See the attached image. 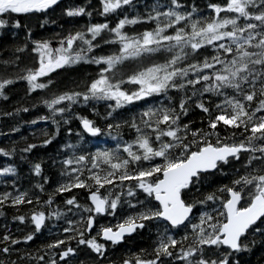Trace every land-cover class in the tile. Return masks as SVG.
I'll list each match as a JSON object with an SVG mask.
<instances>
[{
    "label": "trees",
    "instance_id": "1",
    "mask_svg": "<svg viewBox=\"0 0 264 264\" xmlns=\"http://www.w3.org/2000/svg\"><path fill=\"white\" fill-rule=\"evenodd\" d=\"M256 3L258 5L260 0H256ZM210 5L226 7V0H176V4L173 0H131L130 4L122 5L121 8L107 14L103 13V0H64L54 9L41 14L0 15V19L8 21L5 27L0 28V82L13 80V83L3 89V95H0V150H2L0 151V198L4 194H10L9 199L0 204V213H2L0 215V264H52L53 259L56 264L71 262H73L71 264L78 262V264H125V261L134 262L136 258L156 260V249L161 240L168 236L179 240L177 247L170 249L173 252L172 257L162 255L157 260V264H187L186 261L176 259V255L181 248L187 249L196 241L198 229L194 230V226L211 231L208 223L225 221V216L221 213L224 212L223 203L228 199L226 189H243L245 196L248 197L247 192L252 186L237 185L234 182L245 176L251 178L264 175V154L260 152H243L240 154V159H230L228 163L219 164L214 173L201 174L195 184L185 189L182 198L185 202L193 204L194 210L184 226L172 228L160 218L137 221V223H143L144 227L136 229L122 244H104L100 240L98 229L105 227L107 223L99 222L97 219L105 218L106 215L109 218L108 222L118 225L129 217H136L149 209L153 211L159 209L153 197H149L139 189L135 180L119 181L118 176L125 169L117 171L116 176L113 177L114 183L100 188L98 193L109 201L119 197L116 210L112 212L108 209L104 216L95 215L93 211H84L85 208H92L90 195L97 187L93 181L88 180L89 176L93 173L104 176L109 171H116L111 168V163L130 159L128 153L124 151L128 145H132V150L137 154H142L143 150L135 143L137 137L142 134L150 138L153 147L160 146L161 142L155 140L156 133L148 128L145 122H150L155 127V121L164 111L174 109L177 114H180L179 125H187L190 130L186 133L187 138L184 142L189 143L193 139L199 141L201 133L213 132L209 128V123L220 114L216 105L223 104L225 99L223 95L203 92L206 82H201L195 87L186 86L183 89L169 87L160 93H153L139 100L134 99L131 103H123L120 107L116 106L115 100L110 99L90 98L85 101L83 96L91 95L89 88L93 82L101 78V75L107 76L114 84L125 81L120 85L121 90L131 94L138 91L140 85L127 82L130 76L155 65H165L174 55L183 56L179 46L174 47L172 51L167 50L174 42H165L158 51L126 59L110 71H104L108 68L107 64L93 61L101 57L120 55L122 48L119 37L111 29L116 28L121 20L135 19L138 22L126 24L121 33L129 38H140L144 32L154 31L158 26L165 27L170 20L174 19L164 15H160L157 19H150V17H156L157 13L168 11H176L186 16L191 13V16L175 24L174 27H167L165 35H174L175 31L181 27L185 29V32L190 33L191 24L197 21L199 25H204L214 18L239 17L238 13L228 12H221L217 17L214 8ZM80 8L84 9L81 15L67 14L69 11ZM249 11L253 15L259 14V9L255 6L250 7ZM17 21H19V27H15ZM248 22L243 17L238 18V23L241 25ZM251 22L259 23L254 20ZM101 24H107L108 28L93 40L88 29ZM230 28L231 26L225 30ZM76 33L83 34L84 40L91 41L93 45L91 49L89 50V45L84 40H77L73 48L67 50V54L75 56L79 53L82 59L38 78L37 82L45 83L47 87L32 90L23 77L27 76L30 70L37 69L38 60L41 57L40 51L37 50L38 44L47 42L54 55H58L57 49L66 48V44L62 45L61 41H65L67 37ZM217 43L228 45L231 42L225 40ZM184 51L188 55L173 67L188 68L191 64L202 65L205 59L213 63L212 58L216 55L225 62L232 58L218 49L216 44H205L196 51L189 47ZM221 67L220 64H216L214 69H204L200 74L211 75ZM169 70L172 69L169 68ZM23 72L25 74H22ZM195 78L196 73L189 69L188 76L177 77L176 82L186 83L187 80ZM260 87L259 82L256 83L255 89L244 85L245 91L255 90L257 93ZM223 91L229 97L236 95L232 89ZM76 93L81 95L76 96L74 101L65 100L58 105H53L52 108H49L46 103L60 95ZM237 98L242 99V96ZM262 98L264 97L258 94L250 104L245 102L249 105V111L258 106V101ZM182 102H184L186 114L181 113ZM198 103L208 107L209 112H204L197 107ZM60 108H64L65 111L59 112ZM145 113H155V115L145 116ZM256 115L259 116L261 113ZM83 119L89 120L94 127L99 128V134L87 135L81 127ZM159 127L167 130L164 124H160ZM137 128L141 131L138 132ZM193 131L198 133L195 138L191 135ZM215 133H218L222 143L228 144L237 143L250 135L243 128H232L222 123L218 124ZM181 135L185 133L181 132ZM170 139L162 137V141L165 142ZM207 139L215 145L217 135H208ZM259 145L260 142L257 141L256 146ZM200 146H203L202 143L192 144L191 150L195 151ZM179 152L180 149H173L172 155L176 156ZM103 153L110 155V162H105ZM253 155L261 159L252 160L249 163ZM80 156H84L85 160L77 163ZM69 160L73 161L71 165L67 164ZM93 163L97 165L96 168L92 167ZM163 163V158L156 157L150 161L141 160L130 163L126 170L130 174H135L140 169H148ZM36 164L41 166L39 174L35 171ZM6 169H12V171L9 172ZM72 169L78 171L73 172ZM76 176L87 181L90 188L58 191L61 186L74 182ZM129 188H132L135 195H128ZM20 194H26V200L30 199L32 203L13 204L12 199ZM209 195H214L215 199L207 200ZM73 197L76 204L68 205L66 201ZM49 200L51 203H48ZM77 204L79 207L76 206ZM39 212H44L45 221L40 230L36 231L31 216ZM88 215L92 216L96 223L90 232L85 233V239L94 237L98 243L103 244V254L96 253L87 245L77 244L80 238L78 233L86 228ZM207 215L212 216L213 219L201 224L202 217L206 218ZM20 216L25 217L23 222L17 219ZM66 228H71L72 231L65 232ZM29 235L33 236L32 240H26ZM4 236H9L10 239L5 241ZM70 237H76V239H70ZM12 240H17L19 243L13 244ZM58 240H66L68 243L59 248H49V245ZM67 246L74 248L75 254L61 260L59 254ZM4 248H8L9 251L4 252ZM201 248L202 252H198L196 257L191 259L219 261L227 256L228 264H264V219L251 227L242 237L241 250L237 252H231L221 246L205 245ZM41 256L43 260L39 259Z\"/></svg>",
    "mask_w": 264,
    "mask_h": 264
},
{
    "label": "snow or ice",
    "instance_id": "2",
    "mask_svg": "<svg viewBox=\"0 0 264 264\" xmlns=\"http://www.w3.org/2000/svg\"><path fill=\"white\" fill-rule=\"evenodd\" d=\"M57 3L58 0H0V15L41 12ZM130 3L131 0H103V13L107 14L121 8L122 5H128ZM173 3L176 4V0H173ZM252 6L259 9V14L253 15L249 11ZM210 7L214 8L217 17H219L221 12L238 13L239 17H243L249 22L241 25L238 23L239 17L214 18L204 25H199L198 21L193 22L190 33L185 32V29L181 27L175 31L174 35H165L164 33L167 27H174L175 24H179L191 16V13L186 16L176 11H168L165 13H157L156 17H150V19H157L160 15H164L174 18L165 27L158 26L154 31H146L140 38H129L123 35L121 30L126 24H135L138 21L135 19H124L119 22L116 28L111 29L122 43L120 55L101 57L93 61L95 63L107 64L108 68L104 69V71H110L126 59L137 58L143 53L158 51L165 42H174L167 49L168 51H172L174 47L179 46L180 52L183 53V56L179 54L174 55L165 65H155L130 76L127 82L140 85L139 90L131 94L121 90L120 85L125 81H118L114 84L110 82L107 76L101 75L100 79L91 84L89 88L91 95L85 94L83 96L85 101L90 98L110 99L115 100L116 106L120 107L123 103H131L134 99L139 100L153 93H160L169 87L183 89L186 86L195 87V85L201 82H206L203 92H213L225 97L223 104L216 105L220 110V114L216 115L209 123V128L213 132L208 134L201 133V139L199 141L193 139V141L185 143L184 141L187 138L186 133L190 131L188 126L179 125L180 114H177L174 109L164 111L162 116L155 121V127H153L152 123L145 122L146 126L156 133L155 140L161 142L158 148L153 147L150 138L142 134L135 141L139 148L143 150L142 154H137L132 150V145H128L124 148V151L128 153L130 159H124L118 163H111V168L116 171H109L104 176L93 173L88 177V180L93 181L97 186L96 190L92 191L90 195L96 213H104L108 209H111L112 212L116 210L119 197L109 201L108 198H102L98 193L100 188L114 183L113 177L121 169H125V171L118 176L120 182L135 180L139 189L149 197H154L159 202V209L155 211L149 209L136 217H129L123 223L118 224L115 231L111 227L103 228V238L111 241L113 244L119 243L126 234H131L137 228L144 227L143 223H137V221L163 218L170 222V225L174 228L184 225L185 221L189 219L194 205L186 203L182 199V193L199 180L201 173L216 169L221 162L228 163L230 157L237 160L240 159L242 152H260L264 154V98L259 99L258 106L251 111H249V105L245 103L249 102L250 104L258 94L264 97V0H260L258 5L256 0H226V7L217 5H210ZM83 13L84 9L80 8L75 11H69L67 14L74 16ZM252 20L258 21L259 23H253L251 22ZM7 23V20L0 19V28L5 27ZM19 26V21H17L15 27ZM229 26H231L230 30H225L229 29ZM107 28V24H101L89 28L88 31L92 34V39L95 40ZM77 40H84L83 34L76 33L75 35L67 37L65 41H61L62 45L66 44V48L61 47L57 49L56 52L59 53L58 55H54L53 50L47 42L38 44L37 50L41 53L39 67L34 71L30 70L29 74L23 77V79L28 81L32 90L47 87L45 83H38V78L47 76L58 68L75 64L82 59L79 53L75 56L67 54V50L72 49ZM225 40L231 43L228 45L225 43H217ZM84 42L89 45L90 50L93 46L91 41L84 40ZM205 44H216L218 49L232 58L225 62L219 55H216L212 58L213 63H209L205 59L202 65L191 64L188 68L173 67L179 60L188 55L184 51L185 48L190 47L191 50L196 51L205 46ZM216 64L222 66L220 70L212 72L211 75L200 74L204 69H214ZM169 68L172 70L170 71ZM189 69L194 70L196 78L189 79L186 83H177L176 78L188 76ZM257 82L261 85L259 93L255 90L245 91L244 85H249L252 89H255ZM11 83H13L12 80H3L0 82V95H3V89ZM224 89H232L236 95L229 97L223 91ZM79 95L81 94L60 95L51 102L46 103H48L49 108H52L53 105H58L65 100L74 101L75 97ZM237 96H242V99H238ZM197 107L201 108L204 112H209V108L203 103H198ZM180 109L182 114H186L184 102L181 103ZM58 111L64 112L65 109L60 108ZM257 113H261V115L257 116ZM144 115L151 116L155 115V113H145ZM82 123L83 127L92 135L95 136L100 132V129L93 127L89 120L83 119ZM220 123L232 128H243L250 135L245 136L243 140L237 143H222L218 133H215ZM160 124L166 125L167 130L160 128ZM133 126L135 127V125ZM137 131L140 132L141 130L137 128ZM181 132H184L185 135H181ZM212 134L217 135L215 145L207 139V136ZM191 135L195 138L198 133L193 131ZM162 137L171 139L165 142L162 141ZM257 141L260 142L259 146H256ZM198 143H202L203 146L198 147L195 151L191 150L192 144ZM173 149H180L179 154L173 156ZM102 155L104 156L105 162H110L111 158L108 153H103ZM156 157L163 158L164 163L162 165H154L148 169H140L135 174H130L126 170L130 163L141 160L150 161ZM257 159H261V157L253 155L249 163ZM84 160L85 157L80 156L77 163ZM72 163V160L67 161L68 165ZM92 167L96 168L97 165L93 163ZM6 171L10 172L12 169H6ZM35 171L37 174L40 173V164L35 165ZM72 171L76 172L78 170L72 169ZM234 183L237 185L252 186L247 192V196L249 197L247 205L238 206L245 196L243 189L236 190L234 188H227L226 190L230 194V199L223 203V208L226 211L221 213V215L225 216L226 222L208 223L213 217L210 215H207L206 218L202 217L201 224L208 223V228L211 231H207L200 226H194V230L198 229L196 241L187 249L181 248L179 254L175 257L176 259L186 261L187 264H228L227 256L219 261H208L203 258L193 260L191 258L196 257L198 252H202L201 246L205 245H225L236 251L241 250V237L253 225H256L258 220L264 219V175L252 176L251 178L246 176L241 177L240 180ZM72 188H90V185L87 181L80 179V176H76L74 182L61 186L58 191H71ZM128 195H135L132 188H129ZM9 196L10 194H4L0 198V204L8 200ZM213 199H215L214 195L207 197V200ZM12 203L15 205L23 203L30 204L32 201L30 199L26 200V194H20L12 199ZM48 203H51V200ZM66 203L68 205L76 204L75 198L68 199ZM76 206L79 207L78 204ZM132 206L134 207L135 205ZM84 211L92 212L93 209L85 208ZM17 219L23 222L25 217L20 216ZM31 220L35 224L36 231H39L45 221L44 212L34 213L31 216ZM93 224L94 218L89 216L86 228L78 233L80 238L77 240V244L87 245L96 253L103 254V244L98 243L94 237L85 239V233L91 231ZM69 231H72V229H65V232ZM3 239L7 241L10 237L4 236ZM32 239V235L26 237V240ZM70 239H76V237H70ZM12 243L16 244L19 241L12 240ZM67 243L68 241L66 240H58L49 245V248H59L61 245ZM177 244L178 241L171 236L163 238L156 249V260L136 258L135 264H157V260L162 255L172 257L173 252L170 249L176 248ZM3 251L7 252L9 249L4 248ZM73 254H75V249L67 246L59 254V257L61 260H65ZM39 259L43 260V256L39 257ZM52 264H56V261L53 260ZM125 264H130V261H125Z\"/></svg>",
    "mask_w": 264,
    "mask_h": 264
},
{
    "label": "bare ground",
    "instance_id": "3",
    "mask_svg": "<svg viewBox=\"0 0 264 264\" xmlns=\"http://www.w3.org/2000/svg\"><path fill=\"white\" fill-rule=\"evenodd\" d=\"M32 60H33V58H32ZM32 60H31V61H32ZM34 61H35V60H34ZM31 63H33V62H31ZM31 63H30V64H31ZM26 64H27V63H26ZM24 66H25V65H24ZM32 66H33V65H32ZM26 67H27V65H26ZM30 67H31V66H30ZM30 67H29V68H30ZM20 68H21V67H20ZM23 68H24V67H23ZM29 68H28V70H29ZM30 69H31V68H30ZM18 70H19V69H18ZM23 70H24V69H23ZM19 71H21V70H19ZM17 72H18V71H17ZM22 74H25V73L23 72ZM13 77H14V76H13ZM16 77H17V76H16ZM63 78H64V77H63ZM65 78H66V77H65ZM12 81H13V80H12ZM85 81H86V80H85ZM83 82H84V81H83ZM83 82H82V83H83ZM56 83H57V82H56ZM69 83H70V82H69ZM71 83H72V82H71ZM84 83H85V82H84ZM18 85H19V84H18ZM75 85H76V84H75ZM80 85H82V84H80ZM86 85H87V84H86ZM68 86H69V85H68ZM66 87H67V86H66ZM72 87H73V86H72ZM83 87H85V86H83ZM85 88H86V87H85ZM78 89H79V87H78ZM55 90H56V89H55ZM62 90H63V89H62ZM57 91H58V90H57ZM67 91H68V90H67ZM58 92H59V91H58ZM22 94H23V93H22ZM53 94H55V93H53ZM25 95H27V94H25ZM22 96H23V95H22ZM26 98H27V97H26ZM43 98H44V97H43ZM18 100H19V99H18ZM34 100H35V99H34ZM41 100H42V99H41ZM41 100H40V101H41ZM35 102H36V101H35ZM36 103H37V102H36ZM43 103H44V102H43ZM36 105H37V104H36ZM44 107H45V106H44ZM0 108H1V107H0ZM40 108H42V107H40ZM2 109H3V108H2ZM42 109H43V108H42ZM16 116H17V115H16ZM20 120H21V119H20ZM1 122H2V121H1ZM18 122H19V121H18ZM21 122H22V121H21ZM12 124H13V123H12ZM18 124H19V123H18ZM13 127H14V125H13ZM11 128H12V127H11ZM4 129H5V128H4ZM11 130H12V129H11ZM25 132H26V131H25ZM39 143H40V142H39ZM38 145H39V144H38ZM42 149H44V148H42ZM50 149H51V148H50ZM51 150H52V149H51ZM55 154H56V153H55ZM40 155H41V154H40ZM256 155H257V154H256ZM54 157H57V156H54ZM258 157H259V156H258ZM252 165H253V164H252ZM250 169H251V168H250ZM257 170H258V169H257ZM251 172H253V171H251ZM105 187H106V186H105ZM76 189H77V188H76ZM114 189H115V188H114ZM29 190H30V189H29ZM88 191H89V190H88ZM247 191H248V190H247ZM66 196H67V195H66ZM60 197H62V196H60ZM67 197H68V196H67ZM59 199H60V198H59ZM246 199H247V198H246ZM65 200H66V199H65ZM60 201H61V199H60ZM53 204H54V203H53ZM44 205H45V204H44ZM47 206H48V205H47ZM193 210H194V209H193ZM106 214H107V213H106ZM88 216H89V215H88ZM105 217H106V215H105ZM103 220H104V219H103ZM105 220H106V219H105ZM99 222H100V221H99ZM102 222H103V221H102ZM109 223H110V222H109ZM153 224H154V222H153ZM153 224H152V225H153ZM158 224H159V223H158ZM110 226H111V225H110ZM154 226H155V225H154ZM154 226H153V227H154ZM156 226H157V224H156ZM254 226H255V225H254ZM160 227H162V226H160ZM157 228H158V227H157ZM32 229H33V228H32ZM33 230H34V229H33ZM56 230H57V229H56ZM60 232H61V231H60ZM46 233H47V232H46ZM171 234H172V233H171ZM47 235H48V234H47ZM56 235H57V234H56ZM173 236H174V235H173ZM178 241H179V240H178ZM179 243H180V242H179ZM19 248H20V247H19ZM32 248H33V247H32ZM21 249H22V248H21ZM209 255H210V254H209ZM90 256H91V255H90ZM79 258H80V256H79ZM79 258H78V259H79ZM81 259H82V258H81ZM81 259H79V260H81ZM53 260H54V259H53ZM79 260H78V261H79ZM32 261H33V260H32ZM85 261L87 262V260H85ZM91 261H92V260H91ZM74 262H75V261H74ZM89 262H90V261H89ZM89 262H88V263H89ZM130 262H131V261H130ZM71 263H73V262H71ZM71 263H70V264H71ZM78 263H79V262H78ZM78 263H76V264H78ZM83 263H84V262H83ZM68 264H69V263H68ZM86 264H87V263H86ZM122 264H123V263H122Z\"/></svg>",
    "mask_w": 264,
    "mask_h": 264
},
{
    "label": "flooded vegetation",
    "instance_id": "4",
    "mask_svg": "<svg viewBox=\"0 0 264 264\" xmlns=\"http://www.w3.org/2000/svg\"><path fill=\"white\" fill-rule=\"evenodd\" d=\"M105 215V213H103V214H99V216H104ZM104 219V220H103ZM106 219V220H105ZM97 220H99V221H104V222H106L107 224H106V226L105 227H103V228H106V227H111V228H113V229H116V226L117 225H114L112 222H108L109 221V218L108 217H105V218H101V219H97ZM95 223H96V221H94V224H93V226L95 225ZM111 225V226H110ZM90 232V231H89ZM104 244L106 243V244H113L112 242H109V241H102ZM123 242H121V243H116V244H113V245H118V244H122Z\"/></svg>",
    "mask_w": 264,
    "mask_h": 264
},
{
    "label": "water",
    "instance_id": "5",
    "mask_svg": "<svg viewBox=\"0 0 264 264\" xmlns=\"http://www.w3.org/2000/svg\"><path fill=\"white\" fill-rule=\"evenodd\" d=\"M59 1V0H58ZM82 126H83V123H82ZM83 129L87 132V133H89L84 127H83ZM89 134H91V133H89ZM231 158V157H230ZM216 169H214V170H210V171H207V172H213V171H215ZM203 173H206V172H203ZM229 199H230V194H229ZM156 201V200H155ZM157 203H159L158 201H156ZM239 206V205H238ZM226 211V210H225ZM190 215H191V213H190ZM190 215H189V217H190ZM163 219V218H162ZM164 220V219H163ZM166 221V220H165ZM259 221V220H258ZM166 222H168V221H166ZM186 222V221H185ZM169 224H170V222H168ZM127 235H129V234H126L125 236H127ZM124 236V237H125ZM102 239H104L103 238V235H102ZM105 240V239H104ZM106 241H108V240H106ZM122 241V240H121ZM120 241V242H121ZM109 242H111V241H109ZM223 246H225V245H223ZM225 247H228V246H225ZM229 248V247H228ZM231 249V248H230ZM232 251H236V250H233V249H231Z\"/></svg>",
    "mask_w": 264,
    "mask_h": 264
},
{
    "label": "rangeland",
    "instance_id": "6",
    "mask_svg": "<svg viewBox=\"0 0 264 264\" xmlns=\"http://www.w3.org/2000/svg\"><path fill=\"white\" fill-rule=\"evenodd\" d=\"M39 61H40V60H38V66H37V68L39 67Z\"/></svg>",
    "mask_w": 264,
    "mask_h": 264
}]
</instances>
